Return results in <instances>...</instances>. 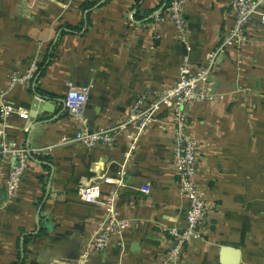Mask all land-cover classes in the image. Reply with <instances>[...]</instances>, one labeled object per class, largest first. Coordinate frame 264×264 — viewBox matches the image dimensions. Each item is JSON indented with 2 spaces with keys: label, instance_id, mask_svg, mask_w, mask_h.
<instances>
[{
  "label": "crops",
  "instance_id": "obj_1",
  "mask_svg": "<svg viewBox=\"0 0 264 264\" xmlns=\"http://www.w3.org/2000/svg\"><path fill=\"white\" fill-rule=\"evenodd\" d=\"M185 1L189 55L197 66L228 31L234 12L229 0ZM85 2L96 3L84 8ZM169 2L0 0V122L1 107L9 104L10 144L53 146L32 160L12 198L5 190L9 165L0 156V264H83L104 211L84 202L78 189L121 169L117 208L130 225L121 244L84 264H164L168 230L184 226L189 206L179 189L167 113L133 150L128 130L113 146L89 148L63 138L78 127L64 107L68 81L91 85L90 130L117 125L141 95L174 83L187 49L177 39ZM248 34L241 64L235 49L221 56L212 75L215 98L185 107L200 144L197 179L209 210L201 236L178 264H264V24L258 16ZM35 58L44 70L31 84L8 89L10 74ZM118 188L104 183L103 196Z\"/></svg>",
  "mask_w": 264,
  "mask_h": 264
},
{
  "label": "built area",
  "instance_id": "obj_2",
  "mask_svg": "<svg viewBox=\"0 0 264 264\" xmlns=\"http://www.w3.org/2000/svg\"><path fill=\"white\" fill-rule=\"evenodd\" d=\"M185 0H170L167 7L168 15L176 30L177 39L186 46L183 54L179 75L174 83L164 87L157 94L145 93L131 106L127 116L117 125L108 128L90 130L85 116V109L91 93V85H77L67 82V92L64 97L65 110L76 120L78 127L72 138H63L64 142H79L85 147L99 145L113 146L118 138L128 130L130 149L137 147V142L146 129L165 116L174 128L172 150L173 163L180 192L187 197L189 206L183 227L170 228V246L164 257V264H178L186 246L201 236V225L208 214L209 205L202 196L197 179L199 167V141L189 130L188 116L185 107L189 104L210 101L215 98L212 75L221 69V56L230 49L236 50L237 63L243 62L244 46L249 42L248 25L256 16L264 24V0H229L234 12V20L222 39L209 50L200 65L195 66L189 55L188 21L186 19ZM157 37H159L157 35ZM39 62L33 59L23 71L10 74L8 89L19 85H29L39 72ZM14 108L9 104L1 107L0 122V156L9 165L5 190L12 198L20 189L26 171L32 160L48 154L53 146L31 148L20 144H10L7 140V118ZM125 169H121L116 177L102 175L99 178L82 184L78 189L80 198L88 204H98L104 211V217L99 222L92 243L82 253L83 264L93 253H100L113 244L122 243V233L129 227L128 218L122 217L117 201L125 186L123 177ZM115 184L119 188L103 196V184ZM51 264H63L53 261Z\"/></svg>",
  "mask_w": 264,
  "mask_h": 264
},
{
  "label": "trees",
  "instance_id": "obj_3",
  "mask_svg": "<svg viewBox=\"0 0 264 264\" xmlns=\"http://www.w3.org/2000/svg\"><path fill=\"white\" fill-rule=\"evenodd\" d=\"M95 3L96 2H85L84 5H83V7L84 8H90L91 6L95 5ZM44 66H45V63H42V64L40 63V65H39V67H40L39 72L42 71V70H44L43 69Z\"/></svg>",
  "mask_w": 264,
  "mask_h": 264
},
{
  "label": "water",
  "instance_id": "obj_4",
  "mask_svg": "<svg viewBox=\"0 0 264 264\" xmlns=\"http://www.w3.org/2000/svg\"><path fill=\"white\" fill-rule=\"evenodd\" d=\"M39 102H38V99L35 98L34 102H33V106L35 107L36 105H38ZM92 131V130H91Z\"/></svg>",
  "mask_w": 264,
  "mask_h": 264
}]
</instances>
